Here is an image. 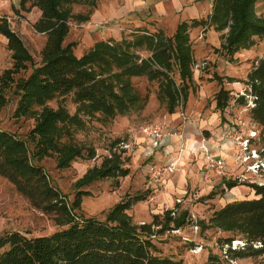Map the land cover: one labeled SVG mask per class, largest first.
<instances>
[{
	"label": "trees",
	"instance_id": "trees-1",
	"mask_svg": "<svg viewBox=\"0 0 264 264\" xmlns=\"http://www.w3.org/2000/svg\"><path fill=\"white\" fill-rule=\"evenodd\" d=\"M258 1L212 0L205 17L178 21L170 35L163 29L135 28L119 39L98 40L79 56L74 53V43L65 42V38L70 21L89 20L90 11H72V4L81 0L20 1L21 6L29 3V7L40 10L33 28L45 34L46 39L40 63L35 65L23 40L5 19L0 22V34L6 38L11 58V66L0 73V111L13 96V115L34 119L24 138L0 128V177L9 181L33 208L65 227L34 237L19 231L0 233V264H183L181 259L155 254L157 248L151 238L186 225L190 221L187 210L166 209L153 214L150 222L136 223L128 210L145 199L147 192H142L116 202L103 219L76 213L82 197L89 195L82 187L107 178L117 183L119 177L128 173L119 153L111 151L74 182L73 200L52 183L39 161L53 158L56 167L64 169L78 158L92 159L95 149L79 141L76 133L91 119L106 120L142 108L143 97L132 78L145 77L156 82L157 98L166 103L169 114L174 113L186 102L194 81L190 28L219 32L220 49L232 59L236 52L250 48L255 36L264 38V15L257 14ZM28 65L30 72L15 78ZM212 77L220 85L214 94V108L222 113L231 91L222 86V76L214 73ZM243 83L247 86L245 93L235 102L250 103L249 116L257 125L260 154L264 157V57L251 67ZM68 96L74 104L73 112L66 106ZM52 100L55 107L48 104ZM220 183L221 193L247 185L256 197L230 200L213 211L208 224L204 220L199 223L202 228L237 234L225 238L223 243L235 238L245 242L242 248L229 249L231 258L262 257L264 264V183L227 177H222ZM216 193L211 191L207 196L212 198ZM258 242L260 246H254ZM207 261L220 264L219 258L210 253Z\"/></svg>",
	"mask_w": 264,
	"mask_h": 264
},
{
	"label": "rangeland",
	"instance_id": "rangeland-1",
	"mask_svg": "<svg viewBox=\"0 0 264 264\" xmlns=\"http://www.w3.org/2000/svg\"><path fill=\"white\" fill-rule=\"evenodd\" d=\"M155 0H81L72 4L74 13L90 11V17L85 22H69V31L65 42L74 43V53L79 56L87 51L94 42L108 38L119 39L135 28H144L150 31L163 29L166 34H172L180 20L205 17L209 9H205L209 0H163L166 14H157ZM93 3V4H92ZM92 4V5H91ZM191 5H199L191 12ZM138 6V7H134ZM200 6H203L201 8ZM19 5L13 13L5 14L10 28L23 40L26 48L33 56V62L38 65L41 60V49L46 36L34 30L33 23L39 18L40 10L37 7ZM256 11L264 15V0L256 4ZM190 40L193 48L195 64L193 67V84L189 88L186 102L179 105L175 112L169 114L166 103L157 98V83L148 81L145 77L132 78L134 87L144 102L142 108L127 115H115L106 120L91 119L86 127L76 133V138L85 145L95 149L92 159H76L70 166L59 169L53 158H43L40 165L48 173L52 183L65 193L69 200L75 195L74 182L80 178L87 169L99 165L102 158L116 151L122 158V167L128 169L124 177H119L117 183L110 178L91 182L81 189L87 190L89 195L82 197L80 207L75 211L83 217L103 219L106 211L116 202L127 195L147 192L145 199L135 203L128 213L136 223L150 222L152 215L162 213L166 209L177 208V211L187 210L190 221L181 228L170 229L163 234L152 236L156 245L155 254L181 259L183 264H211L207 261L208 254L219 258L220 264H262V257L237 258L238 262H229L228 247L223 243L236 233L221 231L216 228H202L199 223L208 219L214 210L231 200L230 193L235 192L234 198L250 199L256 197L254 191L247 185H238V191L232 189L220 192L222 177L238 178L246 183H259L264 180V161L256 172L246 171V161L238 160V145L235 142L222 141V133L236 126L238 133L245 136L249 130H257L249 116L250 103L240 105L235 99L245 93L246 85L243 83L248 71L259 58L264 57V38L254 37L253 45L242 49L229 59L220 49V33L211 28L204 31L201 27L190 28ZM6 38L0 34V73L11 66L10 52L6 48ZM144 53V52H142ZM31 70L28 65L25 71L15 75V78L25 77ZM222 76V86L231 91L228 106L220 113L214 108V94L220 85L213 79V74ZM227 77L233 78L229 81ZM10 96V91L7 92ZM16 97H11L0 111V128L15 132L24 138L33 126L34 119L30 117L16 118L13 115ZM55 107L54 100L48 103ZM66 106L70 112L74 110L69 96ZM212 112L216 118H212ZM221 116L223 120L221 121ZM226 119V120H224ZM157 124L170 134V143H179V149L164 150L151 154V143L143 132L145 126ZM191 125V136L194 140L206 138L213 139L216 148L222 150L234 149L225 157L229 173L226 176H211L205 181L200 171V164L204 157H195V154L185 153L180 157L181 150L185 149L188 134L187 128ZM258 132V130H257ZM181 133V137H180ZM185 133V135H184ZM216 141V142H215ZM252 147L258 149L260 141L252 140ZM217 143V144H216ZM125 144L128 146L125 147ZM218 145V146H217ZM233 146V147H232ZM189 148V147H188ZM187 148V149H188ZM246 154V153H245ZM219 155V154H218ZM221 155V154H220ZM261 157V156H260ZM167 161H177L178 168L162 189L152 185L149 179V170L153 164ZM239 163V164H238ZM262 164V165H261ZM243 172L244 177L241 175ZM183 175L182 183L178 184L177 177ZM211 191L217 193L212 197L207 194ZM65 226L56 225L51 216L33 208L28 200L19 194L13 185L5 178L0 177V233L6 231H19L26 237L49 235ZM227 253V254H226Z\"/></svg>",
	"mask_w": 264,
	"mask_h": 264
},
{
	"label": "built area",
	"instance_id": "built-area-1",
	"mask_svg": "<svg viewBox=\"0 0 264 264\" xmlns=\"http://www.w3.org/2000/svg\"><path fill=\"white\" fill-rule=\"evenodd\" d=\"M15 0H0V19L5 17V14L3 13V8L7 3H12ZM238 129L235 125L231 128H227L223 133L221 140L227 141V143L235 142L238 145V153L240 154L238 157L239 163L240 161L246 163V167L244 170L256 172L260 164L258 162L264 161V157L261 156L259 147L258 149L253 148L252 140L256 138L257 136V130H249L248 134L243 136L241 133H238ZM144 135L150 139V147L151 151H154L155 149H162L164 151L167 147V140L169 139L170 134L166 132V130L157 124H151L148 126H145L143 128ZM180 133V137H181ZM201 148L204 151L205 154V160L203 164L201 165V173L202 177L205 181H208L211 176H226L229 173L228 164L225 161V157L222 155H215L212 152H209L207 148L204 147V142L206 141L205 138L201 139ZM128 145L125 144V147ZM152 153V152H151ZM246 153V154H245ZM261 156V157H260ZM238 163V164H239ZM262 165V164H261ZM178 168L177 161H167L164 163H156L153 164L149 170V179L152 182V185L159 186L162 189H165L167 187V182L169 181L170 176L175 173V171ZM264 172V170H262ZM241 175L244 177L243 172ZM253 182V181H251ZM256 183V182H255ZM264 183V180L259 182L258 184ZM228 249H239L242 248L245 245V242L242 239L235 238L230 241V243H224ZM254 246H260L259 242L258 244H254ZM229 252V250H228ZM227 254V253H226ZM229 256V254H228ZM237 258H231L229 256V262H238Z\"/></svg>",
	"mask_w": 264,
	"mask_h": 264
},
{
	"label": "crops",
	"instance_id": "crops-1",
	"mask_svg": "<svg viewBox=\"0 0 264 264\" xmlns=\"http://www.w3.org/2000/svg\"><path fill=\"white\" fill-rule=\"evenodd\" d=\"M20 1L21 0H15L14 2H12V3H7V5H5V7L3 8V13L4 14H6V15H8V13H13L14 11H15V9H18L19 8V5H20ZM178 1V0H177ZM211 1L212 0H209L208 1V4L205 6V9L207 10V9H209L210 7H211ZM154 4H155V11H157V14H166V11H164L165 10V6H164V1L163 0H155L154 1ZM178 4H179V1L176 3V6H174L173 5V7H175V9H177L176 7L178 6ZM134 7H138V6H134ZM196 7H199V5H197V6H195V5H191V6H189V10L191 11V12H193V11H195L196 10ZM201 8H203V6H200ZM212 118L214 119V118H216V113L215 112H212ZM224 120H226V119H224ZM187 130H188V134L187 135H185V133H184V135H185V137L187 138V141H186V147H185V149H183V150H181L182 152L180 153V157L183 155V154H185V153H188V151H189V153H191V154H195V157H197L198 158V156H200L199 155V153L202 155V157H204L205 156V154H204V151H203V149L201 148V145H202V141H201V139L199 140V139H196V140H194L193 139V137H188V136H191V131H192V128H191V125L187 128ZM206 139V138H205ZM211 142H214V140L213 139H209V140H206L203 144H204V147L205 148H207V150L209 151V152H212L213 154H215V155H217V154H223L225 157H229V156H231V155H229V153L230 152H232V150H235V148L234 149H229V150H222V149H220V148H214L216 145L215 144H211ZM216 142V141H215ZM167 144V148L169 149V150H173L174 151V149H179V143H180V140L177 142H174V144H169L170 143V138L167 140V142H166ZM217 144V143H216ZM218 146V145H217ZM148 147H150V144L148 145ZM189 147V148H188ZM233 147V146H232ZM188 148V149H187ZM159 150H162V149H155L154 151H152V153L151 154H149V155H154L155 153H157V152H159ZM169 150H166V151H168V153L170 152ZM188 150V151H187ZM238 152V150L236 149V153ZM222 155V156H223ZM230 158V157H229ZM204 160H205V157H204ZM204 162V161H203ZM203 162L200 164V171H201V165L203 164ZM179 165V164H178ZM170 179V178H169ZM184 179V176L183 175H179V177H177V182L176 183H178V184H180V183H182V180ZM232 190H234V191H238V187L236 186V187H233V189ZM234 195H236V193L235 192H231L230 193V196L232 197L231 198V200H234V199H239V198H234L233 196Z\"/></svg>",
	"mask_w": 264,
	"mask_h": 264
}]
</instances>
